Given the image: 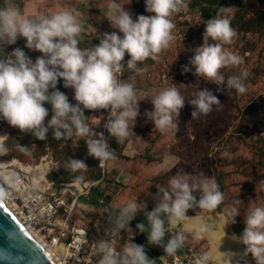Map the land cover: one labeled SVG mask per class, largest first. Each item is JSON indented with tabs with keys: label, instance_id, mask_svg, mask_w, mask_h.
Here are the masks:
<instances>
[{
	"label": "clouds",
	"instance_id": "clouds-1",
	"mask_svg": "<svg viewBox=\"0 0 264 264\" xmlns=\"http://www.w3.org/2000/svg\"><path fill=\"white\" fill-rule=\"evenodd\" d=\"M182 7H187L185 0H145V11L153 15H138L134 20L130 11L117 0H111L106 17L118 31L105 32L99 35L98 45L84 48L79 46L81 24L67 7L39 19L26 17L18 6L0 8V46L15 45L23 38L27 49L41 53L33 61L22 48L15 47L0 56V120L40 141L47 140L50 130L57 141L79 137L86 143L88 156L101 164L116 159L109 137L123 142L134 133L143 100H149L153 106L144 115L156 129L164 132L176 128L186 100L175 83L141 99L134 85L121 77L126 54L130 57L126 68L140 73L147 70L143 62L156 59L169 47L176 27L171 17ZM232 11V6H220L215 17L204 21L203 43L192 50L184 72L194 69L193 75L198 81L212 82L217 91L225 86L243 94L248 73L226 77L223 72L243 63L240 55L224 47L237 36L228 15ZM61 80L65 88L74 91L75 104L58 89ZM193 86L199 87L195 98L187 101L192 106L193 118L206 116L214 106L218 109L222 105L219 97L207 87L200 89L198 82ZM46 103L51 105L52 112L47 121ZM84 110H107L103 128L108 137L86 123L88 117ZM8 139V135H0V154L7 153ZM18 148L30 154L28 146L18 144ZM87 169L84 160L67 159L66 170ZM84 179L83 175H78L72 183L79 187ZM153 200L155 205L150 211L144 201L127 203L114 218L110 217L109 232L131 229L130 222L143 213L147 224L138 223L137 232L146 233L148 243L162 248L164 254L175 255L182 250L187 236L180 231L166 237L167 227L194 218L187 215L189 210H215L223 202L224 194L214 177L200 172L199 183H191L187 173L177 172L169 178L167 187H157ZM236 216L238 214L228 224H234ZM244 224L242 234L232 239L245 246V254H251L255 264H264V206L250 209L244 216ZM95 247L100 256L98 264H156L145 247L134 243L133 239L122 251L114 250L109 239L98 240ZM210 259V253H204L195 264H209Z\"/></svg>",
	"mask_w": 264,
	"mask_h": 264
},
{
	"label": "rangeland",
	"instance_id": "rangeland-1",
	"mask_svg": "<svg viewBox=\"0 0 264 264\" xmlns=\"http://www.w3.org/2000/svg\"><path fill=\"white\" fill-rule=\"evenodd\" d=\"M185 4L187 7H182L179 13H174L171 17L176 26L173 30L174 39L156 59L149 58L143 62L142 66H146V71L137 73L127 69L126 62L130 58L127 54L122 61L125 69L121 78L134 85L141 99L145 96L150 97L172 82L178 86L186 102L177 118L176 128L164 132L156 129L144 115L146 111L153 109L152 104L149 100L141 101L140 116L136 120L134 133L123 142L109 137V145L115 150L116 159L98 164L102 175L105 174L108 179L100 185V192L93 191L95 188L91 190L99 183L89 180V170L96 167L95 159L88 156L86 143L79 137L57 141L50 130L47 140L40 141L31 134L21 133L19 129L0 120V135L9 137L6 142L8 151L0 154V163L4 165L5 180L8 183L12 179H8L7 172L11 169L16 168L18 174L26 176L29 169L44 168L42 170L44 181L46 186L49 185L47 188L51 185L50 192L65 191V187L73 184L76 176L83 175L84 182L93 185L90 194L88 193L89 197L92 194L93 199H100L101 205L107 210L112 206L113 213L114 209L117 211L121 209V202L125 206L136 200L146 202L147 210H150L151 205L155 203L153 196L157 192V187H167L171 176L177 172H184L188 174L191 183H199V173L203 172L215 178L224 194L223 202L215 210H189L187 215L194 218L168 226L166 237L182 231L187 236L182 248L185 253L199 255L210 253L211 259L221 264L228 261L242 264L240 261L249 262L247 257L252 256L245 254V246L233 240L232 236L242 234L245 228L244 216L250 209L264 206V184L261 183L264 181V1L185 0ZM120 5L132 13L134 20L138 15H153L145 11V0H123ZM220 6L233 7V11L228 15L232 27L237 32L233 42L224 47L243 59L242 64L223 69V72L226 77L240 75L242 72L248 73L244 80L246 92L243 94L225 86H220L221 90L217 91V86L212 82L198 81L193 75L194 69L184 72V67L189 65L193 55L192 50L203 43L204 21L215 17ZM111 28L110 23H106L104 30L118 31ZM103 33L105 32L101 31L97 34ZM93 35L81 34L79 46L82 48L88 44L95 46L97 41L92 38ZM25 44V40L20 42L19 48H22L33 61L41 55L37 51L27 49ZM12 50L13 48L0 47V56ZM197 82L200 89L207 87L213 91L222 105L218 109L214 106L213 111L206 116L193 118L192 106L187 101L195 98L199 91V87L193 86ZM57 87L72 103H76L74 91L65 88L62 80ZM45 107L49 109L47 121L51 119V105L46 103ZM84 114L88 117L86 123L108 137L107 131L103 128L104 117L108 115L107 110L95 112L84 110ZM18 144L28 146L30 154L22 153ZM68 158L84 160L88 169L78 172L66 170ZM13 161L20 166L16 167L17 165L12 164ZM93 171L96 172L95 169ZM84 184L88 188L89 184ZM66 198L69 203L71 196L66 195ZM61 212L63 213V209ZM115 214H112L111 218H114ZM237 214L236 222L228 224ZM83 216L77 215L79 219L87 222L85 227L90 240L97 242L106 238L103 233H109L107 227L110 225V219L104 221L101 236L91 227V221ZM137 217L146 220L143 213L137 214ZM130 228L134 229L132 223ZM130 231L131 229H125L120 232L123 241L127 240L126 236ZM145 241V248L152 250L156 255L162 254L159 247L148 243L147 234ZM86 247L90 248L89 242ZM95 251L94 260H98L100 256L96 248Z\"/></svg>",
	"mask_w": 264,
	"mask_h": 264
},
{
	"label": "built area",
	"instance_id": "built-area-1",
	"mask_svg": "<svg viewBox=\"0 0 264 264\" xmlns=\"http://www.w3.org/2000/svg\"><path fill=\"white\" fill-rule=\"evenodd\" d=\"M3 166L0 163V186L7 192V199L9 198L18 204L28 225L42 233L56 247L65 246V264H98L100 258L94 260L96 241L88 238V231L85 227L70 224L76 199L80 195H88L93 185L90 182H84L89 184L88 188L84 183L76 188L74 184H70L65 187V192L61 190L49 197L45 191H40L34 187L25 174H19L9 183L6 182ZM66 195L71 196L69 203H67ZM62 209L63 213L61 212ZM137 235V231L127 234V240L123 241V244L118 243L121 239V236L118 235H114L109 240H111L114 250L122 251L129 241L132 239L133 242L135 241ZM88 242L90 248L86 247ZM159 251L162 254L154 255L159 260V264H195V260L201 256L190 252L183 255H167L164 254L163 249ZM87 257L88 259H86ZM247 258L249 262L243 261L242 264H255L252 257L248 256ZM209 264L220 263L210 259Z\"/></svg>",
	"mask_w": 264,
	"mask_h": 264
},
{
	"label": "crops",
	"instance_id": "crops-1",
	"mask_svg": "<svg viewBox=\"0 0 264 264\" xmlns=\"http://www.w3.org/2000/svg\"><path fill=\"white\" fill-rule=\"evenodd\" d=\"M122 1L123 0H117L119 4H121ZM110 2L111 0H0V8L5 6H18L26 17L39 19L40 17H50L55 12L59 11L61 7H67L68 10L73 11V14L76 15L77 22L81 24L82 31L86 33H100L101 31L106 32L104 30L105 24L109 23L106 17V12ZM23 40V38L18 39L16 44ZM49 188L45 191V194L49 197H51L54 193L60 192H57L58 190H52L53 192H50ZM89 194L80 195L76 199V205L72 212L70 224L81 225L85 227L87 222L77 217V215L82 214L84 215L83 217H85L88 221H91V227L95 230V232H98L102 236V228L105 224L104 221L110 219L109 217H111L112 214H115V211L117 210L114 209L113 213L112 206L107 210V208L101 205L100 199H93L94 196L91 194L89 197ZM120 198H122V195H120ZM153 205H151L152 208ZM120 206L121 208L124 207V203L121 202ZM138 222L147 224V220L144 218L140 219L136 216V218L130 222L134 228H131V233L134 231H139L134 224H138ZM107 228H110V225ZM120 232L122 233V230L111 232V234L109 232L108 236L103 239H110L114 235L121 236ZM118 243L123 244V240L120 239ZM153 254L156 255L155 253Z\"/></svg>",
	"mask_w": 264,
	"mask_h": 264
},
{
	"label": "water",
	"instance_id": "water-1",
	"mask_svg": "<svg viewBox=\"0 0 264 264\" xmlns=\"http://www.w3.org/2000/svg\"><path fill=\"white\" fill-rule=\"evenodd\" d=\"M0 205V264H56L1 197ZM144 240L145 234L139 232L134 243L144 246ZM147 253L156 264L160 263L153 253ZM184 253L183 249L177 254Z\"/></svg>",
	"mask_w": 264,
	"mask_h": 264
},
{
	"label": "bare ground",
	"instance_id": "bare-ground-1",
	"mask_svg": "<svg viewBox=\"0 0 264 264\" xmlns=\"http://www.w3.org/2000/svg\"><path fill=\"white\" fill-rule=\"evenodd\" d=\"M12 164L17 165L16 167L20 166L16 161H13ZM23 169H24V167H23ZM42 170H44V168H41V167H37L36 169H32V170L29 169L26 171V176L30 179L32 185H34L39 190L44 191L45 189H48L47 187L49 185L46 186V183L44 181V173ZM8 175H9L8 179H14L17 176H19V174L16 172V168L11 169L9 172H7V176ZM76 188H78V187H76ZM63 192H65V191H63ZM7 196H8L7 192L0 186V197L9 205V207H11V209L19 217V219L23 223V225H25V227L34 235V237L38 240V242L50 254V256L53 258V260L56 262V264H65V261H64L65 246L60 245L59 247H56L53 242H49L46 239V237L43 236L39 231L33 229L30 225H28L21 208L19 209V206L16 202L9 200V198L7 199ZM86 259H88V257ZM229 262L230 261H228L227 263H224V264H229ZM240 262H243V261H240ZM235 263H237V262H235ZM235 263L230 262V264H235Z\"/></svg>",
	"mask_w": 264,
	"mask_h": 264
},
{
	"label": "trees",
	"instance_id": "trees-1",
	"mask_svg": "<svg viewBox=\"0 0 264 264\" xmlns=\"http://www.w3.org/2000/svg\"><path fill=\"white\" fill-rule=\"evenodd\" d=\"M264 1V0H263ZM203 9V8H202ZM205 14H207V12H204ZM106 30V29H105ZM108 31V30H107ZM110 32V31H109ZM81 34H88V36L89 35H93V34H97L96 32H94V33H86V32H84V31H82V33ZM92 38H95L96 39V41H97V44L96 45H98L99 44V39H100V36H99V34H97V35H93L92 36ZM24 41V40H23ZM20 42H22V41H20ZM89 46H92L91 44H88L87 45V47H89ZM0 47H4V46H0ZM15 48V47H19V43L18 44H16V45H14V46H6V48ZM59 83H60V81H59ZM60 86V88H61V85H59ZM61 90H62V88H61ZM64 91V90H63ZM69 101H70V99H69ZM70 103H72L71 101H70ZM73 104H75V103H73ZM39 162V161H38ZM37 163V162H36ZM36 163H34V164H36ZM98 164H99V161L98 160H94V165L96 166V167H92L90 170H89V180H91V182H95V181H99V183L97 184V185H95L91 190H93L94 188V190L93 191H99L100 192V185H102L104 182H106L108 179H107V177H106V175L104 174V176L102 175V172L99 170V167H98ZM100 167H101V165H100ZM93 169H95L96 170V172H94L93 171ZM106 170L108 171V168H107V166H106ZM87 174V173H86ZM103 176V177H102ZM138 223H140V222H138ZM135 225H137L136 223H134ZM105 234V236H108V234H106V233H104ZM146 249V251L147 252H153L152 250H150V249H148V248H145Z\"/></svg>",
	"mask_w": 264,
	"mask_h": 264
},
{
	"label": "snow or ice",
	"instance_id": "snow-or-ice-1",
	"mask_svg": "<svg viewBox=\"0 0 264 264\" xmlns=\"http://www.w3.org/2000/svg\"><path fill=\"white\" fill-rule=\"evenodd\" d=\"M0 207H2V205H0Z\"/></svg>",
	"mask_w": 264,
	"mask_h": 264
}]
</instances>
